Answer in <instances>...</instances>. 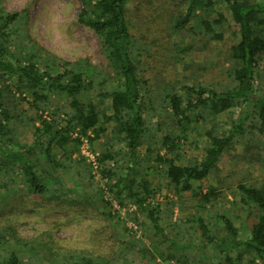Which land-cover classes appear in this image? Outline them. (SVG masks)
Masks as SVG:
<instances>
[{"label": "trees", "instance_id": "1", "mask_svg": "<svg viewBox=\"0 0 264 264\" xmlns=\"http://www.w3.org/2000/svg\"><path fill=\"white\" fill-rule=\"evenodd\" d=\"M78 2L80 9L76 23L96 34L106 54L111 75H104L87 60L67 62L58 59L29 34L18 35L11 25L20 20L21 13L0 10V181L3 180L0 189L8 191L13 186V176L18 169L28 192L26 197L45 195L50 191L47 184L53 182V198L58 199L62 197L58 177L64 172L72 176V190L81 197L79 200L67 199L69 205L85 204L88 198L82 191V185L91 182L92 177L84 161H77L72 155L78 152L82 136L88 137L93 146L109 131V139L98 158L99 171L106 179L111 196L121 206L130 200L139 212L146 215L149 224L140 222L136 213L128 214L127 218L143 232L136 239L134 231L125 226V219L117 218L116 226L107 228L110 239L118 243L117 250L112 248L98 253L61 250L52 246L49 235L45 234L44 239L41 234L24 238L17 235L11 225L0 222V264H118L122 260L131 264L135 249L144 257L145 264H154V256L142 245L145 233L151 227L154 236L161 235L162 240L167 239L161 223L169 215L164 214L160 203H153L161 186H154L146 179L149 173L157 172L163 179V186L173 190L177 200L188 193L198 200L201 207L211 208L218 199L219 189L208 186L203 190L201 183L218 173L222 154L230 153L235 143L244 139L247 150L257 149L254 142L259 143V137H264V99L254 86L255 71L264 61V1L180 0L185 10L177 18L168 15L167 21L169 17L173 20L174 30H181L195 20L204 35L212 41H220L221 30L227 25L225 13L228 12L238 31L236 41L228 47V60L233 66L228 70L230 82L227 88L218 92L191 85L182 87L184 96L166 94L164 104L177 131H161L156 122L155 127L161 131L156 142L155 136L148 134L152 114L149 108L153 109V99L145 90L147 82L141 77L132 54V25L128 14L130 0ZM219 3L223 7L217 9ZM197 13L208 17L214 13L215 18L197 22ZM110 81L114 83L112 88L97 91V87H107ZM105 99L109 104L101 112L99 107ZM21 103L34 114L21 110ZM234 110H238L240 115L231 120V126L224 133L217 131L212 122L218 116L232 114ZM202 125L208 126L203 130V156L181 164L182 142ZM28 126L33 129L32 142L22 144L17 136ZM152 143L158 149H154ZM121 145L122 150H113ZM144 145L146 149L141 154L140 149ZM236 190L243 207L257 210L246 240L238 239L237 229L225 216L217 219L222 222L227 237L211 233L203 217H194L200 238L207 245H212L226 264H242L244 251L254 255L247 259L246 264H264V181L239 183ZM15 195L13 191L12 196ZM9 201H15V198ZM103 203L110 206L108 201ZM173 204L170 202L168 205L171 207ZM22 205L17 208H23L25 203ZM3 211L0 209V218ZM103 216L108 222L114 219L109 210ZM118 225L122 226L121 230ZM8 245L10 249L6 248ZM171 245L178 247L173 241ZM121 246L127 253H121ZM176 250L169 251L162 258L188 264V260Z\"/></svg>", "mask_w": 264, "mask_h": 264}, {"label": "rangeland", "instance_id": "2", "mask_svg": "<svg viewBox=\"0 0 264 264\" xmlns=\"http://www.w3.org/2000/svg\"><path fill=\"white\" fill-rule=\"evenodd\" d=\"M222 7L221 3L217 5V9ZM79 9L78 0H0V10L5 13H21L20 20L11 25L18 31L19 36L29 34L40 46L62 61L87 60L104 75H111L106 54L96 34L90 28L76 23ZM184 10L185 5L180 0H130L128 5L132 25L130 26L132 54L138 63L141 77L147 82L145 90L150 99H153V109L149 108L152 114L149 120L151 123L148 124V134L155 136V142L161 131H177L164 104L166 94L178 93L184 96L185 91L181 90L182 87L191 85L212 88L220 92L226 89L230 82L228 70L232 68L233 63L228 60V47L236 41L238 31L230 14L225 11L227 25L221 30L222 39L212 41L208 35H204L202 29L196 26L195 20H191L181 30L173 29V20L169 17L170 20L167 21L168 15L171 14L173 18H177ZM197 14V22H201L204 18L210 20L215 18L214 13L209 17L204 13ZM112 84L114 85L110 81L107 87H97V91L110 89L113 87ZM254 86L258 95L264 99V61L259 63L255 71ZM108 104L109 100L105 99L103 105L99 107L100 111L104 112ZM19 108L30 115L34 114L33 110L28 109L24 103L19 104ZM239 115L240 112L234 110L228 116H218L212 125H216L217 131L224 133L231 126V120ZM156 122L161 131L155 127ZM207 127V125L198 126L197 130L189 133L187 139L182 142L181 164H184L186 160L199 159L203 156L205 148L203 130ZM32 133L33 129L28 126L17 136V139L22 144H30ZM87 136L91 134L87 133ZM108 139L109 131L91 146L88 137L82 136L78 152L72 155L75 160L84 161L92 177L91 182L82 185V191L88 198L85 204L73 207L69 205L67 199L79 200L81 197L72 190L74 185L73 180H70L72 176L64 172H61L58 177L61 198H53L52 189L55 188L53 182L47 184L50 191L45 195L26 197L28 192L23 184L24 179L20 170L17 169V173L13 176L14 181L11 183L13 186H10V189L7 188L8 191L0 189V209L5 210L1 214V224L11 225L16 229L17 235L24 238L41 234L44 239L45 234L49 235L52 238V246L61 250L63 248L103 253L113 248L116 251L118 243L110 239L107 228H114L118 223L117 218L125 219V226L134 231L136 239L140 238L143 234L142 229L127 217L128 214L136 213L139 221L148 225L146 215L139 212L130 200H126L125 206H121L111 196L106 179L99 171L98 158L104 151L103 146ZM259 140V143L254 142L257 149L253 150L246 149L245 139L236 142L230 153L222 154L218 163V173L201 183L203 190H206L208 186L219 189L218 199L211 208L201 207L198 200L188 193L177 200L173 190H167L163 186V179L158 177L157 172L149 173L146 179L154 186H161L157 199L153 203H160L161 209L165 211L164 214L169 215L168 219L164 217L161 223L163 235L167 239L162 240L161 235L154 236L151 227L145 233L142 245L154 256L152 261L154 264L175 261L164 260L162 256L176 249L179 255L188 260V264H226L217 250L200 238L193 218L203 217L211 233L227 237L228 234L222 222L217 219L219 216H225L237 229L238 239L246 240L248 231L255 222L257 210L240 204V194L236 186L239 183L258 184L264 181V137H259ZM145 146L140 149L141 154H144ZM151 146L154 149L157 148L156 144L152 143ZM122 148L123 145L116 146L113 150H122ZM152 157L153 155H150V158ZM92 159L97 164L96 169L92 167L90 161ZM251 159L253 161H250ZM74 165L77 164L74 163ZM13 191L16 192L15 196H12ZM13 197L15 201H9ZM103 201L110 202V206H105ZM170 202H174L171 207L168 205ZM19 204H23L24 207L17 208ZM11 205L13 208H10ZM108 210L114 217L110 222L103 216V213ZM121 229L122 226L119 230ZM172 241L178 247H173ZM6 248L10 249L9 245ZM119 250L122 254L127 253L122 246ZM252 256H254L252 252L244 251L242 264H246L247 259ZM143 258L135 249L130 263L145 264ZM118 264L129 263L122 260Z\"/></svg>", "mask_w": 264, "mask_h": 264}, {"label": "built area", "instance_id": "3", "mask_svg": "<svg viewBox=\"0 0 264 264\" xmlns=\"http://www.w3.org/2000/svg\"><path fill=\"white\" fill-rule=\"evenodd\" d=\"M82 151H84V150H82ZM87 153V152H86ZM86 156H89L88 154H86ZM92 158V157H91ZM91 161V164H92V167L94 168V169H96L97 168V164H96V162H95V160L94 159H92V160H90ZM167 264H179V263H177L176 261H169Z\"/></svg>", "mask_w": 264, "mask_h": 264}]
</instances>
